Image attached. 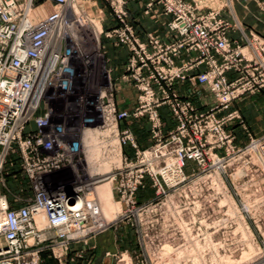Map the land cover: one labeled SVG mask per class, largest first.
Masks as SVG:
<instances>
[{"label":"built area","instance_id":"2783aa9c","mask_svg":"<svg viewBox=\"0 0 264 264\" xmlns=\"http://www.w3.org/2000/svg\"><path fill=\"white\" fill-rule=\"evenodd\" d=\"M45 2L52 11L33 22L34 9ZM134 2L0 0V264H41L46 252L67 264L72 246H87L138 216L141 190L149 186L156 199L166 196L186 183L188 163L213 167L222 163L218 151L236 153L238 126L250 138L247 150L264 158V138L252 137L233 110L264 92V38L242 32L241 40L231 39L237 26L220 11L201 14L195 2L143 0L142 14L159 8L176 38L165 42L147 33L142 41ZM105 43L127 52L117 77ZM94 63L101 84L92 96L86 91ZM118 83L133 91L130 109L120 108ZM178 83L192 88L195 98L181 94ZM163 109L174 123L167 132ZM135 123L149 126L146 149L134 135ZM88 141L98 156L93 167ZM103 165L108 175L97 174ZM64 173L69 176L61 182H49ZM105 181L120 206L110 223L95 192ZM138 234L147 236L146 230Z\"/></svg>","mask_w":264,"mask_h":264},{"label":"rangeland","instance_id":"374dc122","mask_svg":"<svg viewBox=\"0 0 264 264\" xmlns=\"http://www.w3.org/2000/svg\"><path fill=\"white\" fill-rule=\"evenodd\" d=\"M198 1L217 11L227 5L226 0ZM93 13L90 16L96 17L95 11ZM104 14L107 17L106 12ZM45 15L44 7L39 4L31 20L37 22ZM88 83L90 88L86 92L93 96L101 84L96 63ZM74 100L75 96L69 99ZM58 108L64 112L68 109L63 102ZM237 109L248 113L247 117L241 115L252 137L264 138V93L248 96ZM237 128L242 133L236 132V153L218 151L221 164L212 167L208 163L201 167L188 163L186 183L157 199L149 186L141 190L137 196L138 216H128L114 225L121 233L131 232V250L105 254L111 264H264V158L260 153L247 150L250 138L242 128ZM139 134L142 144L148 141L143 126ZM150 144L149 140L148 147ZM97 157L95 150L88 148L86 158L91 167ZM100 169L97 174H109L108 166ZM68 176L67 173L57 174L48 179L56 184ZM15 189L13 187V191ZM97 191L105 222H111L120 212V207L112 200L111 182ZM245 203L253 209L252 213L245 212ZM143 230L147 232L146 237L138 234ZM91 255V250L71 248L67 264H88ZM41 264L59 263L46 252L41 256Z\"/></svg>","mask_w":264,"mask_h":264},{"label":"crops","instance_id":"0c3cea01","mask_svg":"<svg viewBox=\"0 0 264 264\" xmlns=\"http://www.w3.org/2000/svg\"><path fill=\"white\" fill-rule=\"evenodd\" d=\"M188 1L195 2L201 10V14H206L210 10H217L205 5V2H199L198 0ZM226 4L227 5L218 11H220L221 16L224 19L237 26V28L230 33L231 39L241 40L242 32L247 35L254 32L264 38V0H226ZM143 5V0H136V2L131 4V10L133 11V16L136 20L135 28L140 36V39L145 41L147 33H155L160 36L162 41L165 42L176 38V35H173L167 29L166 24L169 21V18L164 17L157 7L154 8L153 14H151V16H144L142 14ZM41 6L44 7L46 12L45 16H47L52 11V5L48 2L41 4ZM105 12L109 17V11L106 10ZM104 47L109 61V66L115 69V76L117 77L119 75L121 66L125 63L127 52L121 48H114L109 43H105ZM117 88L121 97L120 108L130 109L134 103L132 89L125 83H118ZM177 88L181 94L190 98H195L196 92L188 85L178 83ZM241 101L233 105V110H239L237 109V106ZM239 111L244 117H247L248 113L245 114V112L241 109ZM162 117L164 119V131L167 132L174 127V123L170 119L166 109L162 110ZM140 126H143L145 135L148 139V141L144 142V144L141 143L140 139ZM132 129L140 148H147L149 144L148 124L135 123ZM236 132L238 135H240L239 132H241V130L236 128ZM121 232L122 230L118 229L117 227L110 228L106 232L91 239L87 246L77 245L72 246V249L77 250L82 248L91 250L92 255L88 264H111V260L106 258L105 254H115L117 252H128L131 250V245L129 244V239L132 236L131 232ZM82 264H84V262H82Z\"/></svg>","mask_w":264,"mask_h":264},{"label":"bare ground","instance_id":"6f19581e","mask_svg":"<svg viewBox=\"0 0 264 264\" xmlns=\"http://www.w3.org/2000/svg\"><path fill=\"white\" fill-rule=\"evenodd\" d=\"M32 14H33V13H32ZM96 24H97L98 26H97ZM95 26H96L97 30H100L99 23L96 22V21H95ZM86 141H87V140H86ZM86 144H87V145H86ZM88 144H89V142L85 143L86 146H88ZM85 149H86V148H85ZM89 164H90V163H89ZM100 166H101V165H100ZM104 166H105V165H103V166L101 167V169H103ZM106 182H108V181H105V182H103V183H101V184H99V185L96 186V188H95V192L97 193V195H98V191H97V190H98L99 188H100V189H101V188H104ZM107 186H108V185H107ZM107 186H106V187H107ZM112 200H113V198H112ZM113 202H115V201L113 200ZM115 203H116V202H115ZM116 204H117V203H116ZM117 205L119 206V204H117ZM119 207H120V206H119ZM119 213H120V212H119ZM102 214H103V213H102ZM103 217H104V216H103ZM104 220L106 221L105 217H104ZM112 221H113V219H112ZM39 222H40L41 224H43L44 221H43V219H40ZM106 223H110V221H109V222H106Z\"/></svg>","mask_w":264,"mask_h":264},{"label":"flooded vegetation","instance_id":"af4514ba","mask_svg":"<svg viewBox=\"0 0 264 264\" xmlns=\"http://www.w3.org/2000/svg\"><path fill=\"white\" fill-rule=\"evenodd\" d=\"M86 145H87V144H86ZM89 146H90V145L86 146V148H87V149L90 148ZM92 149H93V148H92Z\"/></svg>","mask_w":264,"mask_h":264}]
</instances>
